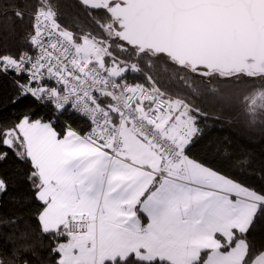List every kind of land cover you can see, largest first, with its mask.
<instances>
[{
	"label": "snow or ice",
	"instance_id": "obj_1",
	"mask_svg": "<svg viewBox=\"0 0 264 264\" xmlns=\"http://www.w3.org/2000/svg\"><path fill=\"white\" fill-rule=\"evenodd\" d=\"M13 7L0 165L15 163L23 211L0 212V264H264V171L250 184L195 153L213 115L193 97L264 127V56L177 44L264 32V0H75L74 26L59 0ZM161 72L186 91L160 88Z\"/></svg>",
	"mask_w": 264,
	"mask_h": 264
},
{
	"label": "trees",
	"instance_id": "obj_2",
	"mask_svg": "<svg viewBox=\"0 0 264 264\" xmlns=\"http://www.w3.org/2000/svg\"><path fill=\"white\" fill-rule=\"evenodd\" d=\"M16 4L23 6L25 0H0V50H15L20 46L23 29L13 15L15 11L13 6ZM59 4L63 22L74 26V17L78 12L75 0H59ZM21 11H27V9L21 7ZM159 86L174 93L186 91L180 84L179 74L173 77L171 72L160 73ZM14 87L9 80L0 81V119H10L13 115L8 100L14 93ZM239 87L243 91L248 86L240 85ZM193 97L194 102L197 101L201 107L213 115L206 125H201L204 128V137L194 150L195 153L201 159L210 163L214 162L216 167L247 183L258 184L260 182L259 173L264 171V127L259 124L249 127L243 116L226 104L224 108H220L206 101L204 97L194 96V94ZM193 97L189 98L193 99ZM225 146L230 148L233 157L247 156L251 162V171L235 168L232 161H226L222 156H218L217 151L222 150ZM0 174L9 180V193L0 201V212L5 216H10L15 212L23 211L10 200V197L20 190L15 163L9 160L0 165ZM14 184L16 187H13Z\"/></svg>",
	"mask_w": 264,
	"mask_h": 264
},
{
	"label": "water",
	"instance_id": "obj_3",
	"mask_svg": "<svg viewBox=\"0 0 264 264\" xmlns=\"http://www.w3.org/2000/svg\"><path fill=\"white\" fill-rule=\"evenodd\" d=\"M177 44L189 50L207 46L217 49L225 56H264V32L258 33L252 29L236 30L222 39H209L203 36H186L177 40Z\"/></svg>",
	"mask_w": 264,
	"mask_h": 264
}]
</instances>
